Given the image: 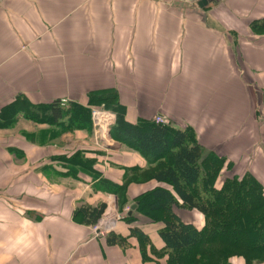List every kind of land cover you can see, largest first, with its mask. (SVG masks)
Here are the masks:
<instances>
[{
    "label": "crops",
    "instance_id": "crops-1",
    "mask_svg": "<svg viewBox=\"0 0 264 264\" xmlns=\"http://www.w3.org/2000/svg\"><path fill=\"white\" fill-rule=\"evenodd\" d=\"M199 3L0 0V264H166L164 223L137 213L136 199L170 186L151 178L158 163L135 148L106 146L93 107L116 114L111 137L117 122L158 116L191 129L231 164L217 186L248 172L264 185V34L251 29L264 0ZM55 102L84 113L52 121ZM115 199L136 205L135 221L116 222V213L97 235ZM178 214L205 225L196 210Z\"/></svg>",
    "mask_w": 264,
    "mask_h": 264
},
{
    "label": "trees",
    "instance_id": "trees-1",
    "mask_svg": "<svg viewBox=\"0 0 264 264\" xmlns=\"http://www.w3.org/2000/svg\"><path fill=\"white\" fill-rule=\"evenodd\" d=\"M251 29L263 35L264 20L254 22ZM50 109V120L55 122L73 111L84 113L73 103L63 107L55 102ZM116 126L112 137L138 150L149 163H158L151 178L170 186L156 187L136 199L139 213L164 223L160 236L166 264H229L233 257L244 258L245 264L264 262V185L256 176L250 172L228 176L217 186L231 164L215 152H206L191 129L156 122L120 121ZM179 210L200 212L204 227L185 222ZM103 213L104 205L92 210L89 218L96 223ZM126 220L133 223L135 217ZM132 234L149 241L137 228Z\"/></svg>",
    "mask_w": 264,
    "mask_h": 264
},
{
    "label": "built area",
    "instance_id": "built-area-1",
    "mask_svg": "<svg viewBox=\"0 0 264 264\" xmlns=\"http://www.w3.org/2000/svg\"><path fill=\"white\" fill-rule=\"evenodd\" d=\"M91 114L98 137H100V139H102L105 144L113 143L114 140L111 137V128L116 124V114L104 106L93 107ZM156 122L165 123V119L161 116H158L156 117ZM126 211H129V207H127ZM103 222L104 219L94 227V231L97 233V235H104L105 231H109L114 226L112 224L111 226L105 227L103 226Z\"/></svg>",
    "mask_w": 264,
    "mask_h": 264
},
{
    "label": "rangeland",
    "instance_id": "rangeland-1",
    "mask_svg": "<svg viewBox=\"0 0 264 264\" xmlns=\"http://www.w3.org/2000/svg\"><path fill=\"white\" fill-rule=\"evenodd\" d=\"M110 110V109H109ZM112 139L113 140H115L113 137H112ZM117 141V140H116ZM115 142V141H114ZM131 205H133V204H131ZM131 205L130 204H127V203H123L120 199H119V202H118V200L117 199H115V203H114V206L112 205L110 208H108V210L105 212V214H104V217L102 218V220L103 219H105V217H106V215L108 214V212L109 211H112L113 213H112V217L116 214L117 215V217H116V222L117 221H119L120 219L122 220H126L127 218H128V215L126 214L127 213V211H126V209H127V207H129V211H132V213H131V215L133 214V212L135 211V210H132V208H131ZM135 205V204H134ZM112 209H114L115 211H113ZM137 213H139V212H137ZM135 214V213H134ZM134 214H133V216H134ZM141 214V213H140ZM135 217V216H134ZM113 219V218H112ZM115 219V218H114ZM113 219V220H114ZM108 226V225H107ZM95 227V226H94ZM94 227H93V229H94ZM106 230H108V229H106ZM111 230V229H110ZM109 231H105L104 232V235H106L107 233H108ZM104 235H100V236H104Z\"/></svg>",
    "mask_w": 264,
    "mask_h": 264
},
{
    "label": "bare ground",
    "instance_id": "bare-ground-1",
    "mask_svg": "<svg viewBox=\"0 0 264 264\" xmlns=\"http://www.w3.org/2000/svg\"><path fill=\"white\" fill-rule=\"evenodd\" d=\"M112 210L115 211L114 209H112ZM112 213H113L112 211H109L108 212L107 216L104 219L103 226L107 227L106 225H108V226H111L112 225V224L109 225L110 223H113Z\"/></svg>",
    "mask_w": 264,
    "mask_h": 264
},
{
    "label": "water",
    "instance_id": "water-1",
    "mask_svg": "<svg viewBox=\"0 0 264 264\" xmlns=\"http://www.w3.org/2000/svg\"><path fill=\"white\" fill-rule=\"evenodd\" d=\"M199 5H200L201 8H203L204 6L207 5V0H203V1H201V2L199 3ZM106 146H107L108 148H113V147H115V146L113 145V143H107ZM135 209H136V205H134V206L132 207V210H135Z\"/></svg>",
    "mask_w": 264,
    "mask_h": 264
}]
</instances>
